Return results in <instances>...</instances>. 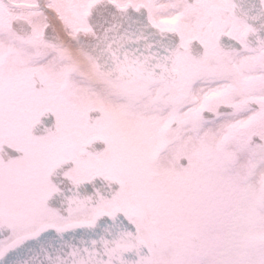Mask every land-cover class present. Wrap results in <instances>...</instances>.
Wrapping results in <instances>:
<instances>
[{
    "label": "snow or ice",
    "instance_id": "obj_1",
    "mask_svg": "<svg viewBox=\"0 0 264 264\" xmlns=\"http://www.w3.org/2000/svg\"><path fill=\"white\" fill-rule=\"evenodd\" d=\"M0 264H264V0H0Z\"/></svg>",
    "mask_w": 264,
    "mask_h": 264
}]
</instances>
